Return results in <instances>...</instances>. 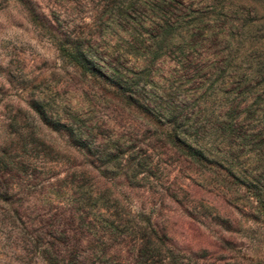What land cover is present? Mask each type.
<instances>
[{"label":"rangeland","instance_id":"374dc122","mask_svg":"<svg viewBox=\"0 0 264 264\" xmlns=\"http://www.w3.org/2000/svg\"><path fill=\"white\" fill-rule=\"evenodd\" d=\"M182 1V26L210 2ZM141 6L138 16L150 18ZM216 11L224 26L246 20L264 34V0H217ZM116 12L111 0H0V264H48L42 239L61 254L74 248L83 264H264V212L243 185L254 179L264 193L254 146L236 149L238 179L195 163L62 54L64 42L78 41L99 64L146 60L130 53ZM175 62L171 55L150 64V90L190 118L189 140L197 133L201 146L227 148L211 61L194 60L188 71ZM42 114L71 126L85 150ZM125 153L142 165L120 170Z\"/></svg>","mask_w":264,"mask_h":264},{"label":"trees","instance_id":"16d2710c","mask_svg":"<svg viewBox=\"0 0 264 264\" xmlns=\"http://www.w3.org/2000/svg\"><path fill=\"white\" fill-rule=\"evenodd\" d=\"M111 3L117 9L118 18L125 22L126 32L130 34V53L146 60L136 66L107 62L99 64L88 57L82 42H64L60 50L71 64L81 73L92 77L123 105L159 126L167 141L193 162L219 167L236 179L233 171L237 168L234 161L236 149L253 145L250 157L258 162L255 169L264 172V53L261 42L264 40V34H260L254 29L253 23L246 20L230 26L221 24L216 11L217 0H210L205 6L193 9L187 26L181 25L185 16L183 9H188L182 0H111ZM200 3L204 5L205 2L201 0ZM141 4L153 12L150 18L138 16ZM203 8H207L208 12H203ZM171 55H175L176 65L185 71L190 69L194 60L211 61L208 65L211 68L207 72L211 75L217 74L221 78L218 89L225 104L220 114V123L229 142L227 148H206L207 144L203 147L199 144L201 138L197 133L196 142L189 140L192 136L188 132L190 126L185 124L184 120L190 118L175 115L169 100H165V92L160 94L150 90L154 85L150 64L167 59ZM204 66H195L194 69L202 70ZM150 96L158 98L160 102ZM42 118L53 130L64 131L81 151L85 150L86 146L76 139L71 126L55 122L44 114ZM198 129L196 128V132L199 133ZM213 151L221 155L222 160L215 161L210 158L209 154ZM125 155L127 154L121 158L123 166L120 170H130L142 165L144 158L141 156L132 155L131 158H126ZM253 180L243 185L249 197L255 199L257 206L264 212V193L261 188L263 186H254ZM150 224L149 227L152 226ZM109 225L113 226L114 223ZM112 229L116 230L117 226ZM155 233V239L160 240L163 235L159 231ZM41 245L44 247L43 257L48 264H83L76 250L73 251L74 248L61 254L55 250L54 241L46 242L42 239ZM94 252L97 257L100 254L106 257L108 255V252L101 249ZM166 263L177 264L173 260ZM143 264H149L148 259H145Z\"/></svg>","mask_w":264,"mask_h":264}]
</instances>
